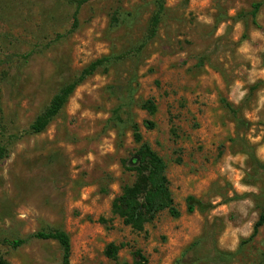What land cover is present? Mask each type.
Here are the masks:
<instances>
[{"label":"rangeland","instance_id":"obj_1","mask_svg":"<svg viewBox=\"0 0 264 264\" xmlns=\"http://www.w3.org/2000/svg\"><path fill=\"white\" fill-rule=\"evenodd\" d=\"M79 1L0 0V256L62 264L57 242L32 237L61 230L71 264H133L137 249L148 264H264V226L251 238L264 212V0H163L162 11L159 0H90L76 17ZM112 54L30 132L63 86ZM133 124L167 163L181 212L143 232L112 213L135 180L124 168L138 161ZM189 196L210 209L188 213Z\"/></svg>","mask_w":264,"mask_h":264},{"label":"trees","instance_id":"obj_2","mask_svg":"<svg viewBox=\"0 0 264 264\" xmlns=\"http://www.w3.org/2000/svg\"><path fill=\"white\" fill-rule=\"evenodd\" d=\"M90 0H81L78 3L76 17L79 9ZM159 10L163 9V0L158 1ZM261 5L255 4L253 16L258 15ZM161 20V14L157 13L151 22L150 37H155L157 29ZM77 22V19L75 20ZM120 22V18L116 13L112 16V24ZM119 58L115 54L104 56L86 68L74 78L70 83L63 86L54 96L47 109L37 117L35 122L30 127L32 134L43 133L52 121L63 111L69 99L75 93L76 89L83 84L89 77L93 76L101 68H107L113 63L117 62ZM226 107L236 114V111L230 104ZM141 108L147 111L151 116L157 113V106L153 100H147L141 104ZM117 115V111L115 112ZM147 129H154L155 124L148 122ZM133 138L139 148L136 152L138 161L135 166L129 167L124 162V168L135 174V180L132 184H127L122 187L121 194L115 198L112 203V213L122 220L125 226L130 227L133 231L143 232L146 225L152 223L159 213L168 211L174 218H179L181 212L176 207L172 192L170 190V181L167 176V163L165 160L146 142L141 133L138 124L132 125ZM3 154L0 151V159ZM187 212L194 213L195 211L205 213L210 209V205L205 204L193 196L186 199ZM106 223L105 220H101ZM264 226V212L260 215L259 220L253 228L251 238L254 239L260 229ZM33 238L45 241H55L62 249V264H71L72 247L71 240L67 233L61 230L42 231L34 234ZM26 243V240H15L11 242L14 248H18ZM121 247L115 243L107 245L104 255L112 261H118ZM133 264H148L149 261L143 252L139 249L132 254ZM0 264H10L5 258L0 256Z\"/></svg>","mask_w":264,"mask_h":264},{"label":"water","instance_id":"obj_3","mask_svg":"<svg viewBox=\"0 0 264 264\" xmlns=\"http://www.w3.org/2000/svg\"><path fill=\"white\" fill-rule=\"evenodd\" d=\"M137 160H138V158H137Z\"/></svg>","mask_w":264,"mask_h":264}]
</instances>
